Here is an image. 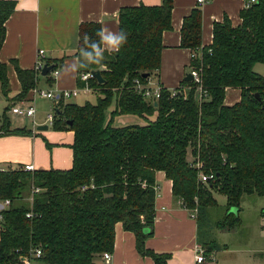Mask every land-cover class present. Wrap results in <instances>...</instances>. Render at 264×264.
Wrapping results in <instances>:
<instances>
[{
	"label": "trees",
	"instance_id": "1",
	"mask_svg": "<svg viewBox=\"0 0 264 264\" xmlns=\"http://www.w3.org/2000/svg\"><path fill=\"white\" fill-rule=\"evenodd\" d=\"M172 6L173 0H161L120 7L118 31L127 33V42L118 53H105L101 64L77 72L82 86L81 72L100 70L103 81L87 80L96 101L54 107L51 127L73 130L70 167H0V201L9 199L0 208V264H24L23 255L34 264H99L101 253L113 249L117 221L134 233L140 254L166 264L170 252L145 245L153 235L156 170L171 179L173 196L190 212L215 205L212 190L222 192L227 212L219 227L237 225L239 217L228 210L240 206L244 194L264 196V68H255L264 64V0L242 7L238 24L227 16L214 21L208 45H202L201 9L193 7L183 18L180 45L191 50L189 71L197 70L200 81L183 78L174 89L159 83V97L150 100L136 91L134 79L147 82L158 74ZM14 7L15 1L0 0V48ZM99 29L95 21L80 23L75 55L83 35L96 38ZM15 69L21 88L9 100L24 98L38 80V69L17 63ZM45 77L53 81L50 73ZM227 87L240 89L239 100L225 102ZM0 90L9 91L2 60ZM117 114L147 121L113 124ZM201 172L214 177L203 181ZM36 247L39 256L33 254Z\"/></svg>",
	"mask_w": 264,
	"mask_h": 264
},
{
	"label": "crops",
	"instance_id": "2",
	"mask_svg": "<svg viewBox=\"0 0 264 264\" xmlns=\"http://www.w3.org/2000/svg\"><path fill=\"white\" fill-rule=\"evenodd\" d=\"M15 7L5 20V38L0 48V60L7 64L8 93L0 90V167L32 164L34 168H68L72 165L73 130L38 129L46 123L47 113L59 105L52 99L41 96L30 89L24 98L12 100L21 83L16 73L15 63L22 68H36L39 50L44 64L58 62L55 69L61 73L56 78L53 70L47 72L53 77L46 81V74L38 69V80L34 87L41 89H70L77 84V72L65 69L76 57L79 25L83 21H100L101 28L118 31V11L124 5L140 2L157 4L161 0H13ZM246 0H173L171 28L162 33L161 62L155 82L174 89L179 86L189 71L191 50L180 45V28L185 15L198 6L201 9L202 45L212 42L213 23L227 16L232 24L240 23V10ZM91 18V19H90ZM47 61L51 63H47ZM91 91V90H90ZM239 88L227 87L225 102L239 100ZM39 97L41 103L36 104ZM12 98L11 100H9ZM42 98V99H41ZM45 98L50 105L45 106ZM11 103L5 111V106ZM33 105V115L17 113L12 107ZM26 129V131H22ZM30 130V132H28ZM48 142V144H47ZM155 217L153 235L145 240V245L157 251L170 252L166 264H198L195 262L196 244L208 250V259L201 264H264V199L260 202L259 218L256 220L254 235L236 240L234 246L228 234L236 232L238 226L219 228L222 240L218 242L212 235L207 240L199 238V223L196 217L172 194V181L163 170H156ZM241 205V203H240ZM241 206L237 207L239 215ZM191 213V212H190ZM197 213V212H196ZM240 218V217H239ZM239 223L241 221L239 220ZM241 225V224H240ZM239 225V226H240ZM111 264H155L148 255H142L135 246V235L125 229L121 221L115 223L114 246ZM99 264H103L99 259Z\"/></svg>",
	"mask_w": 264,
	"mask_h": 264
},
{
	"label": "rangeland",
	"instance_id": "3",
	"mask_svg": "<svg viewBox=\"0 0 264 264\" xmlns=\"http://www.w3.org/2000/svg\"><path fill=\"white\" fill-rule=\"evenodd\" d=\"M256 70L262 71L264 68L263 63H257L255 66ZM152 80H155V75L153 74L151 76ZM97 98V93L93 91H80L78 94L73 95L68 98L69 101H75L77 103H83L86 100H89L91 102H95ZM42 99V98H41ZM46 102L45 106H49L51 103L49 99L45 98ZM40 104L41 101L39 97L36 99V104ZM112 109V106H110L107 109V120L110 118V110ZM1 112V109H0ZM147 120L144 117H141L137 114H117L113 116V124H124L128 122H138V123H145ZM212 195L216 199V204L214 205H207L206 207H202L199 210V213L195 212L194 214H189L193 217L199 216V238L201 240H207L206 238H209L211 235L215 237V239L220 242L224 236H222V233L220 232L219 227L217 223L224 217L225 212H227L226 207V196L218 191V190H212ZM264 199V196L257 195L255 193L251 194H244L241 200V209L239 212L238 217L241 223H237L236 226V232H230L228 236L230 237V240L236 242V240L241 239L242 237H248L249 235H254L256 230V220L259 218L260 214V207H261V201ZM261 222H264V219L261 220ZM241 224V225H240ZM240 225V226H239ZM234 246L240 247L237 243H234ZM100 259V258H99ZM101 260V259H100Z\"/></svg>",
	"mask_w": 264,
	"mask_h": 264
},
{
	"label": "built area",
	"instance_id": "4",
	"mask_svg": "<svg viewBox=\"0 0 264 264\" xmlns=\"http://www.w3.org/2000/svg\"><path fill=\"white\" fill-rule=\"evenodd\" d=\"M199 1H201V0H199ZM251 1H253V0H246L245 1V5L250 3ZM43 51H44L43 49L39 50V57L40 58L43 56ZM40 58L37 61V65H36L37 69H40L42 67V65H43V62L41 61ZM52 72H53V74H55V73L58 72V70L54 69ZM191 73L193 74V79H195V81L199 82L200 81V77H199V74H198L197 70H191ZM92 76L93 75H92V73L90 71L81 72L79 74V77H80V79L85 81L84 85L76 86V87H73V88H70V89L66 88V89L58 90V89H41V88L33 87L32 90H33V92L38 93L41 96L50 98L54 102L57 103L61 99H65V98H68V97H71L73 95L78 94L80 91H84V92L90 91L91 89H90V86L88 85L87 80H88L89 77H92ZM134 85H135L136 91L141 92L142 95L145 98H147V99L156 101V99L160 95V85H159V83L153 81L150 76H148L147 82H142L138 77L135 78L134 79ZM201 95H202V89L199 86V97ZM53 110H54V108L52 109L51 112L47 113L46 123L48 125H51L53 123ZM12 111L17 112V113H26L28 115H33L34 111H35V107L33 105H29L27 107L14 106V107H12ZM25 168L32 169L34 167H33L32 164H25ZM199 175H200L201 180H203V181H206V179L214 177L212 173L206 174V173L201 172ZM37 190H38V187H33V192L37 191ZM1 202L3 203V206H5L6 204L9 203V199L5 198ZM195 212H197L196 208L191 211L192 214H194ZM1 218H2V214L0 212V219ZM194 250H195V255H194L195 262L198 263V264L205 263L206 259H208L207 258L208 256L205 254L204 247L201 244H196L195 247H194ZM33 254L35 256H39L41 254V249L36 247ZM111 255L112 254H111L110 250L103 251L101 253V255H100V259H101L102 263L103 264H111V259H112ZM21 258H22L24 264H34L33 258L30 257L29 255H23Z\"/></svg>",
	"mask_w": 264,
	"mask_h": 264
},
{
	"label": "clouds",
	"instance_id": "5",
	"mask_svg": "<svg viewBox=\"0 0 264 264\" xmlns=\"http://www.w3.org/2000/svg\"><path fill=\"white\" fill-rule=\"evenodd\" d=\"M91 19V18H90ZM100 23L99 20L95 21ZM96 38L90 37L85 33L82 37V45L79 47L78 54L73 62L65 69L72 73L80 69H86L91 65H99L105 59V53H118L121 47L127 42V33L123 30L113 31L102 27L95 33ZM56 78H60L61 73H55Z\"/></svg>",
	"mask_w": 264,
	"mask_h": 264
},
{
	"label": "water",
	"instance_id": "6",
	"mask_svg": "<svg viewBox=\"0 0 264 264\" xmlns=\"http://www.w3.org/2000/svg\"><path fill=\"white\" fill-rule=\"evenodd\" d=\"M51 68H52V65L51 64L50 65L44 64L43 65V68L41 70V73L42 74H46L47 72H49L51 70ZM90 72L92 73V75L94 77H96L98 79V81H103V78L101 77V73H100V70L99 69H92ZM142 75L143 76H148V73L145 72ZM184 79H186V80L193 79V74L191 73V71H187L185 73ZM71 122H72L71 120L68 121V123H71ZM47 127H48V124L47 123L37 125V128L38 129H46ZM2 207H4V206H3V203L0 201V208H2ZM236 211H237V207H235V206L231 207L228 210V212H234V213H236Z\"/></svg>",
	"mask_w": 264,
	"mask_h": 264
}]
</instances>
